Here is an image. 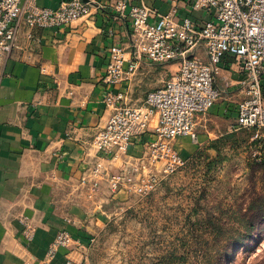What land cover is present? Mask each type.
Instances as JSON below:
<instances>
[{"label": "crops", "instance_id": "crops-1", "mask_svg": "<svg viewBox=\"0 0 264 264\" xmlns=\"http://www.w3.org/2000/svg\"><path fill=\"white\" fill-rule=\"evenodd\" d=\"M36 1L55 9L65 0ZM86 1L94 5L91 14L71 25L22 30L12 57L0 66V264H65L68 257L79 261L111 221L114 203L129 199L131 192L95 193L81 182L97 162L109 173H117L121 165L103 158L94 145L110 115L103 77L112 46L126 49L127 69L136 65L117 89L131 104H142L178 70L176 63L133 60L131 19L116 12L114 0ZM148 3L162 13L173 7L171 0ZM188 13L185 0L180 14ZM192 15L208 17L203 12ZM199 55L208 63L205 50ZM240 78L233 58L226 56L217 78L222 97L206 116L198 117L197 141L176 140L182 157L198 160L205 152L214 161L224 149L241 147L244 132L231 131L241 99ZM154 137L152 131L139 137L129 154L141 156ZM22 215L36 226L32 242L23 236ZM61 230L82 249L61 248L49 261L48 248Z\"/></svg>", "mask_w": 264, "mask_h": 264}, {"label": "built area", "instance_id": "built-area-1", "mask_svg": "<svg viewBox=\"0 0 264 264\" xmlns=\"http://www.w3.org/2000/svg\"><path fill=\"white\" fill-rule=\"evenodd\" d=\"M148 1H113L116 12L132 22L131 58L160 65L176 63L178 70L163 87L149 92L142 104H131L117 89L136 65L127 69L126 49L112 46L103 77L104 102L110 115L94 137V145L103 158L121 165L117 173H109L101 162L88 168L81 182L95 193L127 191L146 197L166 177L188 166L189 160L181 156L175 142L180 137L197 141L198 117L206 116L222 97L217 78L226 56L233 58V66L241 74V99L231 131H252L251 140L263 148L264 0H187L186 16L180 14L185 0H171L173 7L166 13ZM93 8L86 0H65L55 9L39 6L36 0H0V66L12 57L22 30L68 26L89 16ZM195 12L208 17L196 19ZM202 49L208 63L199 55ZM43 72L47 70L43 68ZM150 131L155 137L144 145L142 155H130L136 140ZM253 155L262 162L264 152ZM19 220L25 240L32 242L36 226L27 216H19ZM61 248L82 246L67 230H61L48 248V260L55 259ZM65 264L77 263L68 257Z\"/></svg>", "mask_w": 264, "mask_h": 264}, {"label": "rangeland", "instance_id": "rangeland-1", "mask_svg": "<svg viewBox=\"0 0 264 264\" xmlns=\"http://www.w3.org/2000/svg\"><path fill=\"white\" fill-rule=\"evenodd\" d=\"M243 132L241 147L214 161L204 152L153 194L116 201L111 221L74 261L264 264V164L253 155L264 144Z\"/></svg>", "mask_w": 264, "mask_h": 264}, {"label": "trees", "instance_id": "trees-1", "mask_svg": "<svg viewBox=\"0 0 264 264\" xmlns=\"http://www.w3.org/2000/svg\"><path fill=\"white\" fill-rule=\"evenodd\" d=\"M262 164H264V157H263V159H262V162H261Z\"/></svg>", "mask_w": 264, "mask_h": 264}]
</instances>
